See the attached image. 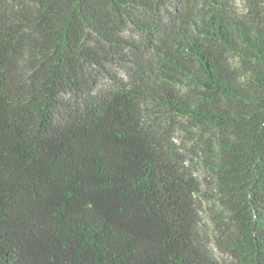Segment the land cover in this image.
<instances>
[{"label":"trees","instance_id":"obj_1","mask_svg":"<svg viewBox=\"0 0 264 264\" xmlns=\"http://www.w3.org/2000/svg\"><path fill=\"white\" fill-rule=\"evenodd\" d=\"M179 1L0 0V264H220L177 128L264 264V0Z\"/></svg>","mask_w":264,"mask_h":264},{"label":"rangeland","instance_id":"obj_2","mask_svg":"<svg viewBox=\"0 0 264 264\" xmlns=\"http://www.w3.org/2000/svg\"><path fill=\"white\" fill-rule=\"evenodd\" d=\"M207 0H180L179 6L181 7H195L199 8L203 2ZM221 7L227 11L237 15L246 16L250 12L251 0H219ZM133 32V33H132ZM129 32L134 39L140 40V37L134 31ZM112 74L117 77L123 76V69L119 65H110L109 67ZM105 84V81L103 82ZM183 122H186L183 120ZM173 141L180 147L181 152L187 158H193V175L200 183L199 191L195 194V201L198 210V215L201 219L199 223L200 236L202 241H206L213 250L216 258L220 264H232V258L220 252L214 245L216 237L215 219L222 214L220 202L216 199V188L214 180L211 177V172L204 166L201 156L202 142L195 139L193 133H188L183 129L177 128L174 133ZM188 162V161H187Z\"/></svg>","mask_w":264,"mask_h":264}]
</instances>
